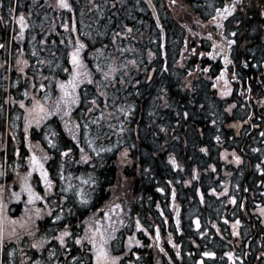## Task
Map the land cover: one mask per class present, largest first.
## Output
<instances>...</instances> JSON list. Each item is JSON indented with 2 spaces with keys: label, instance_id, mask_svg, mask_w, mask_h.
Here are the masks:
<instances>
[{
  "label": "trees",
  "instance_id": "16d2710c",
  "mask_svg": "<svg viewBox=\"0 0 264 264\" xmlns=\"http://www.w3.org/2000/svg\"><path fill=\"white\" fill-rule=\"evenodd\" d=\"M99 1L106 8L102 21L107 32L129 31L127 39L139 48L121 77L110 78L108 70L105 76L97 67L100 63L94 64L89 53L98 45L104 47L103 40L100 34L86 35L74 20L92 3L66 0L70 7L59 12L56 0L43 4L42 10H36L39 6L31 0H0V42L5 49L35 61L34 52L43 47V55H57L60 60L50 68L42 66L57 78L51 82V96L41 103L35 124L28 126L23 118L15 136L7 134L8 90L0 88V264H9L8 248L16 253L25 249L28 264L38 260L42 264V259L44 264H96L97 249L91 241L99 246L101 234L107 241L108 264L113 257H118L115 264H169L152 239V214L174 264H228L226 252L233 249L230 223L243 219L236 206L229 207L245 183L246 209L264 233V16L260 15L264 0H210L213 12L202 0H155L168 40L165 69L159 45L154 46L158 32L149 13L139 14L140 24L138 14L128 16L131 0ZM233 3L235 11L220 19L216 10ZM12 7L20 9L18 16L35 14L29 20L35 27L28 26L21 34L20 25H12L7 16ZM64 23L69 25L65 33ZM113 39L107 36L109 42ZM230 40L236 43L229 46ZM77 41L84 47L73 90L67 82L73 75L71 54ZM24 83L21 79L18 91L26 88ZM61 83L66 84L64 91ZM229 89L227 96L222 95ZM18 97L22 99V93ZM121 101L128 103L121 114L123 128H106L101 136L104 151H94L84 138L85 117L101 113L109 123L114 104ZM233 154L240 157L239 163ZM33 155L43 168L32 164ZM80 172L90 177L82 199L75 194L73 181L64 185V173ZM170 185L181 202L197 199L199 232L193 228H185L179 236L172 232L167 208ZM29 187L40 199L29 202ZM219 191L224 193L217 197L222 204L218 213L211 212L203 200L206 197L210 203L208 198L214 199L212 194ZM23 231L30 235L23 237ZM65 231L69 235L61 244L58 237ZM15 234L22 236V242L11 239ZM37 237L39 249L33 247Z\"/></svg>",
  "mask_w": 264,
  "mask_h": 264
},
{
  "label": "rangeland",
  "instance_id": "374dc122",
  "mask_svg": "<svg viewBox=\"0 0 264 264\" xmlns=\"http://www.w3.org/2000/svg\"><path fill=\"white\" fill-rule=\"evenodd\" d=\"M86 1L92 3L93 5L90 8H88L87 11L84 12L79 11L77 17L76 18L74 17V20L77 26H81L86 29L85 30L86 35L90 36L93 34H100L104 46L102 47L98 45L94 47L93 49H91V53H89V56H92L94 64L98 62L100 63L99 69L102 71V73L105 76L107 73L104 70H108L111 73L110 78L116 77L117 75L118 77H121L124 71L129 70V64L134 61L133 56L136 55V50H138L139 48L134 47V45H132V43L127 39L131 35V32L129 33V31H127L123 33L117 30L107 32V29L105 28V22L102 21L106 8L103 7V3H101V1L99 0H86ZM98 1L100 3H98ZM31 2L34 4L36 3L39 6L36 8V10L43 9V4H44L43 0H31ZM131 2H132L131 4L129 3L127 4V8H126L128 11L129 18H131L133 14L137 17L136 14L139 15L146 13V8L143 7L144 5L141 4L140 0H131ZM208 3L209 0H204L203 4H208ZM205 6L207 8H210V5H205ZM16 10L17 9L13 7L10 10L9 9L6 10L7 16H9L11 20V24L14 19V16H16L17 12L20 11V9L18 11ZM49 13L50 12L47 10L46 17ZM90 13H92L93 15H89ZM26 15L25 14L23 15L24 22L30 28L35 27L34 23L30 24L31 21L29 20L35 19L36 15L29 14L27 17ZM44 16H45L44 14H41L40 16L41 20H43ZM140 18H141L140 24H142L143 19L141 16ZM17 22L20 25L19 19ZM68 28L69 25L67 23H64L61 31L63 33L68 32ZM28 32L32 33V30H28ZM108 35L114 38L112 42H109L107 40ZM31 40L34 43L37 40V34H35L31 38ZM44 40H45L44 36L38 39V43H40V46L41 45L43 46ZM155 42L156 43L154 46L157 47L159 43V36H156ZM0 45H2L1 42ZM42 48L39 47V50L41 51L34 52V55L35 53L38 55L35 57L34 59L35 61H30L29 59L23 60L20 56L17 55L16 52H13V50H11L10 48L5 49L4 45L3 47H0V88L4 87L5 90H8L5 99V103L9 105V108L7 107V120H6L8 136L10 135L15 136V134L17 135L18 129H20L21 127L20 124L23 118L29 121L30 124H28V126L35 124L33 122L37 121L40 117L39 111L41 109V103H43L44 100H47L51 96V94L49 93L50 85L52 80L54 79L55 82L57 78H54L52 75L49 76L48 73L43 70L42 66L45 65L47 66V68H50L49 66L51 64L55 65L59 63L60 60L59 58H57V55H54V58L50 57L49 55L47 56L43 55L42 52L45 53V51ZM24 61H27V63L25 64ZM20 69L23 70L21 71ZM21 79H24V81L26 80V83H24L26 88L20 89L18 91L17 88ZM115 84L116 82H114V85ZM11 89L14 90L11 92ZM44 89L46 90L45 93L42 92V90ZM20 93H22V99L19 97L17 98L18 94ZM25 93H27V95H25ZM103 95L108 96V94L105 91L103 92ZM21 102H23V106H21ZM127 105L128 103H126L125 101L124 102L121 101L117 104L115 103L110 117L111 120L109 121V123L106 124L101 113H96V114L94 113L89 115L88 117H85L84 138L88 143V145L94 151L98 152L101 149H103L102 146L105 144V142H101V140H103L101 136L104 134V132H106L107 130L106 128H113V131L116 128V130L121 131L124 124L122 120L123 116L121 114L122 111L126 109ZM30 106H33L34 109H31ZM65 176H66V182H64V185L70 186L71 182L74 181V183H76L75 194L79 199H82L84 197L85 189L87 188L90 181V177L88 173L80 172L79 174L76 175L73 174L66 175L64 173V177ZM6 189L7 188H4L5 193L7 191ZM222 194L224 193H221V191L212 194L215 195V197H213L214 199L208 198V202L210 203L206 202V197L204 198L203 203L206 205L207 208L211 210V212L218 213L220 208L219 204L222 203L218 202L217 197H219V195L222 196ZM195 195L197 196V192ZM240 199H241V192H239L235 198L232 197L231 201L235 200V204H234L235 206L236 204L237 205L239 204ZM181 203H183L185 206L186 204L189 203V205H187L186 212L183 213L185 228H190V229L193 227L197 228V225L199 224V218H197V214H198L197 199L196 198L195 200L190 199V200H186V202L183 201ZM227 204L228 203L225 202L224 206L228 207ZM232 206L233 205H230L229 208H231ZM237 208H239V206ZM258 221H260L262 224L261 219H259ZM213 223L217 226L216 220H214ZM235 228H237L238 230H234L235 234L233 233L231 237L233 239L232 240L233 250L230 252L231 254L230 262L232 264H245L246 262L244 260V253H245L244 239L247 238V236H249L250 228L249 225H247V227L243 226V228H241V231H239L238 227ZM7 230L11 234L13 228L9 227L7 228ZM29 235L30 233H25L23 231V237ZM21 237L22 236L15 234L14 237L11 236V239L14 238L18 242H22ZM8 240L10 239L8 238ZM39 240H40L39 237H37L35 240L36 242H38V245H39ZM256 248L257 246L255 241L249 244V250H255ZM35 249H39V247ZM16 251L17 250H15L14 248L11 251L8 248V252H9L8 254L10 258L8 259L9 264H28V262H26L27 251L25 249L23 250L18 249L17 253ZM38 264H41L40 260H38ZM42 264H44L43 259H42Z\"/></svg>",
  "mask_w": 264,
  "mask_h": 264
},
{
  "label": "snow or ice",
  "instance_id": "6c2138e0",
  "mask_svg": "<svg viewBox=\"0 0 264 264\" xmlns=\"http://www.w3.org/2000/svg\"><path fill=\"white\" fill-rule=\"evenodd\" d=\"M57 2H58L59 6L61 8H69L70 7V5L66 2V0H57ZM237 2H239V0H237ZM235 8H236V3H233L231 6L228 5V4H225L223 10H221V9H217L216 10L217 11V16H219L220 19H224L227 16H230L233 13V11H235ZM260 15L261 16H264V11H261ZM216 19H217L216 17H213V20L214 21H216ZM19 23H20L21 34H22L23 33V29L26 28V27H28V25L24 22L23 15L20 16ZM237 23H239V21ZM217 26H220L218 22H217ZM232 35H235V33H233ZM235 43H236L235 40L228 41L229 46H231L232 44H235ZM0 47H3V45H0ZM83 47H84V45L83 44H80L79 41H77V47L73 51V53L71 54V63L73 65V75H72V77H70L69 81L67 82V85H70L73 90L76 87V84L73 81L79 75V73L76 71V69H77V67H79L81 65V61L79 59V54H80V50ZM213 47L215 48L216 45L213 44ZM209 55H211V54H209ZM225 61L226 62H230V61L227 60V57L226 56H225ZM24 63L26 64L27 61H24ZM245 66H247V65H245ZM97 67H99V66H97ZM20 70L22 71L23 69H20ZM65 71H67V69H65ZM205 71H207V69H205ZM220 78H223V73L221 74V77ZM233 78L235 79V76ZM58 86L61 88L62 91H64L65 88H66V84H64V83H61ZM213 86L215 87V85H213ZM229 92H230V89L227 90V91H224L222 93V95L227 96L229 94ZM25 95H27V93H25ZM65 95L66 96L67 95H70V93H68V92L65 91ZM93 102L95 103V101H93ZM21 106H23V102H21ZM185 115L187 116V113H185ZM217 139H219V137H217ZM101 151H104V149H101ZM201 151H206V149H201ZM122 155H125L126 156L127 153L125 152ZM233 155L235 156V154H233ZM31 159H32V164L33 165H39V161L37 160V158L35 157V155H33ZM235 160H236L237 163H239L240 162V157L239 156H235ZM171 162H172V164L174 166H176V162H175L174 159H172ZM39 166H40V168H43V165H39ZM257 167H259V165ZM41 174H42V176H44L45 182L50 185L51 182L47 180V173L46 172H42ZM27 190L29 192V202L32 201L33 197L35 199H40V197L38 195H36L34 192H32V190H31L30 187ZM13 195H15L17 198H19V194L18 193H13ZM78 195H79V193H78ZM82 202L83 203H86V201H84V200H82ZM233 203H235V200H233ZM114 207H119V205H114ZM262 212H264V210H262ZM38 213H39V210H37V214ZM57 219H59V217H57ZM238 223H239V221H237V224ZM137 226L139 227V224ZM197 226H199V225H197ZM68 235H69V233L67 231L61 233V236L58 237V239H60V241H61V244L64 243L63 237L68 236ZM80 242H81L80 239H77L76 240V243L77 244H79ZM91 242L93 244V247L97 249L96 250V264H108L109 254H108L107 250L104 247V244L107 243V241L105 240L104 236L101 234V243L99 244V246H97L95 239H93ZM137 243H139V242L137 241ZM33 247H39V245H33ZM204 255H206V256H212V255H214V253L206 252V253H204ZM227 255H229V257H231V254L230 253L227 254ZM116 259H118V257L111 258L112 264H115V260ZM37 264H38V262H37Z\"/></svg>",
  "mask_w": 264,
  "mask_h": 264
},
{
  "label": "water",
  "instance_id": "95a60500",
  "mask_svg": "<svg viewBox=\"0 0 264 264\" xmlns=\"http://www.w3.org/2000/svg\"><path fill=\"white\" fill-rule=\"evenodd\" d=\"M144 1L148 5V8L151 11L152 17H153V19H154L157 27L160 28V22H159V19H158V15H157V12H156V10H155L152 2L150 0H144ZM160 31H161V36H160L161 37V47H163V44H164V30L163 29H160ZM246 191H247V187H246V185H244L240 208L244 212V214L247 216L246 211H245V208H244V201H245V193H246ZM174 196H175V192H174V190H172L171 191V194H170V201H171V203H173ZM179 210H180V207L177 206L176 207V210H175V213L173 215V221H174L175 224H177V222H178V213H179ZM177 229H178V227H177Z\"/></svg>",
  "mask_w": 264,
  "mask_h": 264
},
{
  "label": "bare ground",
  "instance_id": "6f19581e",
  "mask_svg": "<svg viewBox=\"0 0 264 264\" xmlns=\"http://www.w3.org/2000/svg\"><path fill=\"white\" fill-rule=\"evenodd\" d=\"M230 21H232V18L231 17H229L228 18ZM161 50L159 49L158 50V53H160V55H161ZM161 58H162V60H163V62H162V66H163V69H165L166 68V65H167V58L166 57H163L162 55H161ZM152 216V221L151 222H153V215H151ZM251 251V253H252V255L255 257V258H257L258 257V252H257V249H255V250H250Z\"/></svg>",
  "mask_w": 264,
  "mask_h": 264
},
{
  "label": "flooded vegetation",
  "instance_id": "af4514ba",
  "mask_svg": "<svg viewBox=\"0 0 264 264\" xmlns=\"http://www.w3.org/2000/svg\"><path fill=\"white\" fill-rule=\"evenodd\" d=\"M262 254H264V253L262 252Z\"/></svg>",
  "mask_w": 264,
  "mask_h": 264
}]
</instances>
